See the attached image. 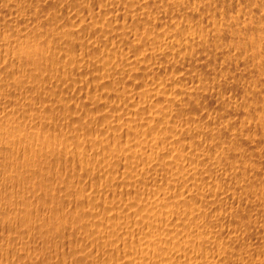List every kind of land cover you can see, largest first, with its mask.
<instances>
[{"label": "bare ground", "instance_id": "bare-ground-1", "mask_svg": "<svg viewBox=\"0 0 264 264\" xmlns=\"http://www.w3.org/2000/svg\"><path fill=\"white\" fill-rule=\"evenodd\" d=\"M0 264H264V0H0Z\"/></svg>", "mask_w": 264, "mask_h": 264}]
</instances>
